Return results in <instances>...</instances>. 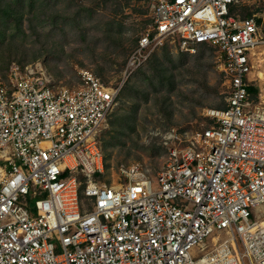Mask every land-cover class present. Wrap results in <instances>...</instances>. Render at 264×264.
<instances>
[{"label":"built area","instance_id":"built-area-1","mask_svg":"<svg viewBox=\"0 0 264 264\" xmlns=\"http://www.w3.org/2000/svg\"><path fill=\"white\" fill-rule=\"evenodd\" d=\"M124 78L158 48L220 52L222 108L167 156L105 177L101 131L118 88L87 69L58 86L40 62L0 75V264H264V36L249 0H152Z\"/></svg>","mask_w":264,"mask_h":264},{"label":"rangeland","instance_id":"rangeland-1","mask_svg":"<svg viewBox=\"0 0 264 264\" xmlns=\"http://www.w3.org/2000/svg\"><path fill=\"white\" fill-rule=\"evenodd\" d=\"M152 2L32 0L21 10L20 28L8 21L0 42L1 76L12 62H40L58 86H76L79 70L87 69L118 88L100 135L106 180L118 165L129 163L155 175L167 156L161 134L175 128L190 136L205 122V108L225 105L220 52L209 45H198L191 53L164 45L124 78L126 58L150 26ZM235 11L254 16L264 36V0H249ZM156 68H163L165 79L155 75Z\"/></svg>","mask_w":264,"mask_h":264},{"label":"trees","instance_id":"trees-1","mask_svg":"<svg viewBox=\"0 0 264 264\" xmlns=\"http://www.w3.org/2000/svg\"><path fill=\"white\" fill-rule=\"evenodd\" d=\"M28 1L31 2L29 3ZM26 4L31 6L32 0H0V42L5 39V30L8 21H13L17 25H15V27L20 28L19 26H21L22 16L21 10ZM245 16L250 15L246 14ZM162 74L164 76L163 68H156L155 75H158L160 80L165 79L161 76Z\"/></svg>","mask_w":264,"mask_h":264},{"label":"bare ground","instance_id":"bare-ground-1","mask_svg":"<svg viewBox=\"0 0 264 264\" xmlns=\"http://www.w3.org/2000/svg\"><path fill=\"white\" fill-rule=\"evenodd\" d=\"M261 78H264V72H260Z\"/></svg>","mask_w":264,"mask_h":264}]
</instances>
